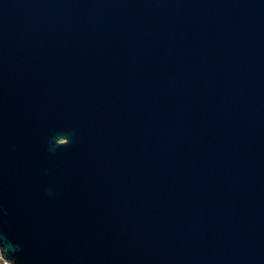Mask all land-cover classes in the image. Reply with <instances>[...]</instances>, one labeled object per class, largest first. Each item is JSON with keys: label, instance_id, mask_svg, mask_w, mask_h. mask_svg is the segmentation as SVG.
<instances>
[{"label": "water", "instance_id": "water-1", "mask_svg": "<svg viewBox=\"0 0 264 264\" xmlns=\"http://www.w3.org/2000/svg\"><path fill=\"white\" fill-rule=\"evenodd\" d=\"M7 264H264V0H0Z\"/></svg>", "mask_w": 264, "mask_h": 264}, {"label": "built area", "instance_id": "built-area-1", "mask_svg": "<svg viewBox=\"0 0 264 264\" xmlns=\"http://www.w3.org/2000/svg\"><path fill=\"white\" fill-rule=\"evenodd\" d=\"M0 264H7V263L4 262V261L2 260V258L0 257Z\"/></svg>", "mask_w": 264, "mask_h": 264}]
</instances>
